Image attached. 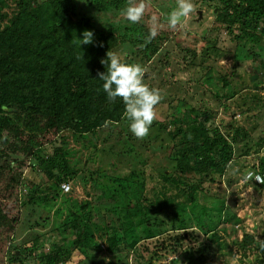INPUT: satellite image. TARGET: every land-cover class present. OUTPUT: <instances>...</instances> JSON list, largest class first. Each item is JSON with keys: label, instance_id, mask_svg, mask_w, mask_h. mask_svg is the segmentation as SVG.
Returning a JSON list of instances; mask_svg holds the SVG:
<instances>
[{"label": "rangeland", "instance_id": "374dc122", "mask_svg": "<svg viewBox=\"0 0 264 264\" xmlns=\"http://www.w3.org/2000/svg\"><path fill=\"white\" fill-rule=\"evenodd\" d=\"M224 1L193 0L173 29L175 0H145L136 24L118 15L126 0H0V264H264V32L230 25ZM31 23L45 58L22 50ZM107 51L161 92L143 138L102 89ZM201 144L229 152L223 171L179 167Z\"/></svg>", "mask_w": 264, "mask_h": 264}, {"label": "clouds", "instance_id": "9594fccd", "mask_svg": "<svg viewBox=\"0 0 264 264\" xmlns=\"http://www.w3.org/2000/svg\"><path fill=\"white\" fill-rule=\"evenodd\" d=\"M145 8V0H126L118 15L123 21L136 24L143 20ZM194 12L193 0H175V6L170 8L166 15L168 27L173 29L183 27ZM157 30L156 26L151 27L146 40L154 38ZM79 40V46L92 43L93 32L83 30ZM101 64L104 65L105 71L99 72L98 78L103 81L102 89L107 100L114 102L119 97L123 103L122 118L127 121L129 131L137 138L145 137L156 118L154 106L162 99L160 90L150 87L145 82L146 69L140 63L126 62L118 54L107 51ZM254 178L264 180V177L258 174L254 175ZM258 245L264 250V240H259Z\"/></svg>", "mask_w": 264, "mask_h": 264}, {"label": "trees", "instance_id": "16d2710c", "mask_svg": "<svg viewBox=\"0 0 264 264\" xmlns=\"http://www.w3.org/2000/svg\"><path fill=\"white\" fill-rule=\"evenodd\" d=\"M224 1V0H223ZM227 6L230 7V25L234 26L235 28L239 30H243L247 33V35H253L254 32L258 29L259 25L262 27L261 32H264V0H225L224 1ZM21 21L27 22L30 21L31 17L28 14L26 7H24L20 12ZM30 23V22H29ZM33 23L30 24L32 28L24 33V39L22 41L23 48H27L28 45L31 46L35 51L36 54H40L43 52V57H46V53L50 52L49 48H51L50 43L45 44H39L34 42H29L30 38L34 36L36 38L38 32H36V26L33 27ZM45 51V52H44ZM9 60L10 64V59ZM5 64H8V61L5 62ZM13 64V62H12ZM77 78L74 79V81L71 83L70 86H68V92L71 90H75L77 87ZM23 103L27 104L28 100L26 97L22 96ZM58 103H55L52 108V112L49 115V119L47 122V127L45 131V136L43 138V141L50 140L53 136L57 134V132L60 131L61 126H58L56 124V113L58 112ZM2 104H0V110H3ZM75 125L78 124L77 121H74ZM18 137V134L15 135ZM11 149L20 148V146H17L16 144L12 143L10 144ZM203 144L199 145L202 147ZM188 153H191V158L193 159V163L190 162H183L182 159H179V167L190 169V168H196L199 170H216V171H223L224 167L229 161V152L225 150L224 147H221L217 154H210L208 147H202V149L198 152H187L186 150L182 151V156L188 157ZM0 158L3 160H6L8 158L7 154L3 153L0 149ZM45 162H48L49 164L53 166L62 165V162L55 159L53 157H46L44 158ZM113 243V242H112ZM46 262L48 264H53L55 262V256L46 255Z\"/></svg>", "mask_w": 264, "mask_h": 264}, {"label": "built area", "instance_id": "2783aa9c", "mask_svg": "<svg viewBox=\"0 0 264 264\" xmlns=\"http://www.w3.org/2000/svg\"><path fill=\"white\" fill-rule=\"evenodd\" d=\"M60 190L63 192H67L70 190V184L68 182H61L60 183Z\"/></svg>", "mask_w": 264, "mask_h": 264}, {"label": "water", "instance_id": "95a60500", "mask_svg": "<svg viewBox=\"0 0 264 264\" xmlns=\"http://www.w3.org/2000/svg\"><path fill=\"white\" fill-rule=\"evenodd\" d=\"M45 223V222H44Z\"/></svg>", "mask_w": 264, "mask_h": 264}]
</instances>
